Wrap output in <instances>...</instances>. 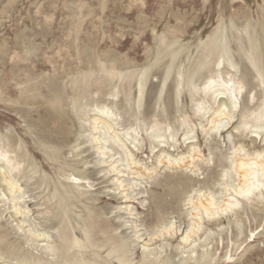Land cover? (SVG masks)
Instances as JSON below:
<instances>
[{"label":"rangeland","instance_id":"rangeland-1","mask_svg":"<svg viewBox=\"0 0 264 264\" xmlns=\"http://www.w3.org/2000/svg\"><path fill=\"white\" fill-rule=\"evenodd\" d=\"M0 150V264H264V0H0Z\"/></svg>","mask_w":264,"mask_h":264},{"label":"bare ground","instance_id":"bare-ground-1","mask_svg":"<svg viewBox=\"0 0 264 264\" xmlns=\"http://www.w3.org/2000/svg\"><path fill=\"white\" fill-rule=\"evenodd\" d=\"M204 92L206 95H208L210 98L213 99L215 104H217V111H218V114L220 116H226L227 117V114L230 113L237 106V87H236L235 82H232V81L225 82L223 79L222 80L211 79L210 84L205 87ZM156 129H158V128H156ZM165 157H167V156L165 155ZM1 160H3L7 164H12V162H11L12 160H11L10 156L7 154V152H5L3 150L2 151L0 150V161ZM259 167L262 170H264V163L259 164ZM8 173L10 174L11 170L5 164L3 165L1 163V165H0V176L4 182L11 183L12 182L11 178L6 175ZM232 189H234V187H232ZM223 192L226 193V195H229L231 193V190L227 188ZM233 192L234 193L239 192L238 195H244L245 197L249 196L248 190L236 191V192L233 191ZM211 197H209V198H211ZM199 199L200 198H197L195 200V196H192V195L189 197V201L191 203H199V205L204 210L203 211L204 216L207 217L208 219L212 220V221H213V219H221L222 217L227 215V213H229V210L231 209L232 204L234 202H237L236 200L235 201L233 200L234 201L233 202L232 200H230L228 198H226L223 202H220V200L219 201L218 200H214V201L213 200L212 201L207 200L206 201L203 199H200V200ZM188 218H191L192 225L190 226L189 229H186L184 233L182 232L184 235L182 237L184 242H189L188 239H191L190 238L191 233L194 230H200V228H201L200 222L196 221V219L198 220L199 218H201L200 209L196 207L193 211H191V214L188 215ZM170 220H172V221L161 224L158 231H160L161 233H164V234H168L170 236H174L178 231L180 232L182 229L178 228L177 225H175V221L173 219H170ZM178 225H180V224H178ZM195 232H197V231H195ZM194 237H195V235H194ZM182 239H181V241H182ZM49 245L51 246V244H49Z\"/></svg>","mask_w":264,"mask_h":264}]
</instances>
